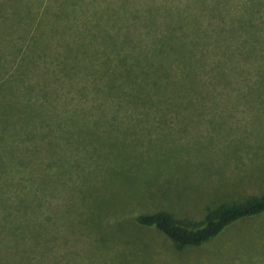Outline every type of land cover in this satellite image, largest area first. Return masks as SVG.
<instances>
[{
  "label": "rangeland",
  "instance_id": "rangeland-1",
  "mask_svg": "<svg viewBox=\"0 0 264 264\" xmlns=\"http://www.w3.org/2000/svg\"><path fill=\"white\" fill-rule=\"evenodd\" d=\"M147 7L201 25L264 19V0H0V264H264V214L181 250L133 223L164 211L197 224L264 194V80L233 74L168 109L117 111L88 109L95 61L79 53L57 73L68 51L113 38L112 14ZM121 32L116 45L148 53L142 23Z\"/></svg>",
  "mask_w": 264,
  "mask_h": 264
},
{
  "label": "trees",
  "instance_id": "trees-1",
  "mask_svg": "<svg viewBox=\"0 0 264 264\" xmlns=\"http://www.w3.org/2000/svg\"><path fill=\"white\" fill-rule=\"evenodd\" d=\"M209 9L216 10L213 6ZM140 15L130 13L128 19L115 20L116 16L112 14L107 24L116 27L113 38L101 40L99 47L68 51L67 62L56 59L59 61L57 73L67 77L78 67L74 58L79 53H82L80 62L90 59L98 64V75L93 66L84 72L93 79L88 109H168L185 95L209 93L213 84L224 83L233 74L241 75L243 79L254 76L264 80L263 18L255 20L245 18V15H233L226 21L222 15L210 13L206 24L201 25L196 15L175 20L169 13L157 14L154 19L148 7L146 14ZM213 17L221 23L216 30L210 21ZM141 23L145 34L137 37L145 39L144 47L148 53H143L142 48L122 47L124 40L116 45L114 40L122 34L123 26L130 31ZM232 41L235 48L231 46ZM111 43V47H106ZM215 56V60L207 64ZM98 94L103 98L95 103ZM261 214H264V194L251 196L239 204H222L208 211L197 224L178 222L164 211L136 215L133 223L140 228L154 229L181 250L200 247L235 222ZM27 242L33 244L32 240Z\"/></svg>",
  "mask_w": 264,
  "mask_h": 264
}]
</instances>
